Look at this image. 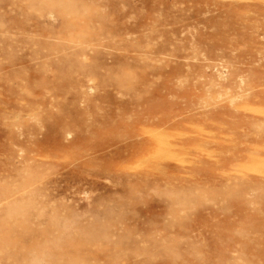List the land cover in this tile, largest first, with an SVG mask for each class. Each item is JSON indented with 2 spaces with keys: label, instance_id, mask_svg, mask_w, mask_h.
<instances>
[{
  "label": "rangeland",
  "instance_id": "374dc122",
  "mask_svg": "<svg viewBox=\"0 0 264 264\" xmlns=\"http://www.w3.org/2000/svg\"><path fill=\"white\" fill-rule=\"evenodd\" d=\"M0 264H264V0H0Z\"/></svg>",
  "mask_w": 264,
  "mask_h": 264
}]
</instances>
